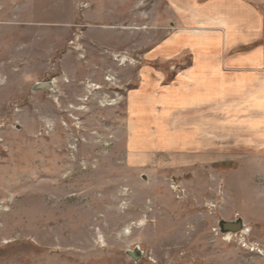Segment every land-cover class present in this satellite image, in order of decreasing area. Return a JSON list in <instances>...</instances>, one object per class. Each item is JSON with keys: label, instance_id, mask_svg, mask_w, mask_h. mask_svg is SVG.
<instances>
[{"label": "rangeland", "instance_id": "374dc122", "mask_svg": "<svg viewBox=\"0 0 264 264\" xmlns=\"http://www.w3.org/2000/svg\"><path fill=\"white\" fill-rule=\"evenodd\" d=\"M133 1L0 0V264H264V105L209 128L190 31L158 51L178 19Z\"/></svg>", "mask_w": 264, "mask_h": 264}, {"label": "crops", "instance_id": "0c3cea01", "mask_svg": "<svg viewBox=\"0 0 264 264\" xmlns=\"http://www.w3.org/2000/svg\"><path fill=\"white\" fill-rule=\"evenodd\" d=\"M85 1L95 7L96 13L92 10L84 17H100L99 10L103 9L105 15L100 18L109 20V25L128 21L132 9L128 8L122 15L117 14V5L124 6L126 2H134ZM256 1L212 0L200 5L197 0H167L173 16L178 19L179 29L175 35L157 46L158 51L168 49L171 53L172 50L181 49L186 38L182 37V33L190 31L186 44L196 54L191 71L193 74L198 73L195 78L197 93L192 92L194 96H191H196L201 103H205L207 119L211 118L209 128L213 127L215 103L234 100L243 106L241 110H237L239 112L249 108L251 112L257 104L264 105V74L258 72L264 70V14L257 7L259 1ZM163 14L166 15L165 12ZM183 18L188 19L184 23L187 26L182 24ZM170 23L174 28L178 27L173 21ZM196 100L191 101L194 103ZM209 128L207 126V130Z\"/></svg>", "mask_w": 264, "mask_h": 264}, {"label": "water", "instance_id": "95a60500", "mask_svg": "<svg viewBox=\"0 0 264 264\" xmlns=\"http://www.w3.org/2000/svg\"><path fill=\"white\" fill-rule=\"evenodd\" d=\"M54 88L55 85L53 82L37 83L35 86L36 90H45V91H51L54 90ZM219 226L224 234H228V233L237 234L244 230L245 223L242 218H238L237 220H233V221L222 220L219 223ZM126 253L135 262L141 260L143 256V251L141 250L140 247H136L133 250H128Z\"/></svg>", "mask_w": 264, "mask_h": 264}, {"label": "bare ground", "instance_id": "6f19581e", "mask_svg": "<svg viewBox=\"0 0 264 264\" xmlns=\"http://www.w3.org/2000/svg\"><path fill=\"white\" fill-rule=\"evenodd\" d=\"M111 80H112L111 78L108 79V81H111ZM229 237H230V234H229ZM226 239H227V238H226Z\"/></svg>", "mask_w": 264, "mask_h": 264}]
</instances>
